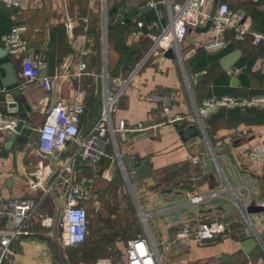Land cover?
Wrapping results in <instances>:
<instances>
[{
  "label": "crops",
  "instance_id": "crops-1",
  "mask_svg": "<svg viewBox=\"0 0 264 264\" xmlns=\"http://www.w3.org/2000/svg\"><path fill=\"white\" fill-rule=\"evenodd\" d=\"M185 1L23 0L20 9L0 4L1 45L4 47L3 37L14 25H26V54L41 60V73L54 78L55 85L54 92L48 93L40 84H24L21 58L8 55L0 60V65L12 62L19 76L18 88H8V93L0 95L5 102L3 110L10 114L6 96L20 89L21 96L16 98L19 114L13 116L25 121L13 144L7 133L0 135V210L13 199H38L41 192L35 194L27 186L30 172L41 166L56 171L77 150L76 144L52 156L39 150L38 128L52 104L71 106L82 95L85 113L80 133L86 138L101 119L107 91L116 93L119 82L131 77L111 114V126L116 130L119 120H124L128 131L107 133L105 153L98 164L84 162L80 156L72 161V177L85 182L88 188L86 207L90 217L85 244L90 257L70 252V257L79 260L75 264H95L101 258L118 264L117 257L107 255L118 251H125L120 262L127 264L128 244L138 237L153 242L162 264H264L263 244L250 255L244 254L240 246L254 229L262 234L264 211L245 214L246 222L234 203L237 198L242 206L254 203L264 207V168L239 158L241 150L264 144V109L221 108L204 120L205 135L200 130L197 134L194 118V108L213 96L249 98L264 94V80L257 76L259 72L264 74V46L254 45L250 38L235 42L232 33L227 32L226 47L208 52L204 45L214 36L210 29L205 34L188 33L180 45L182 58L193 50L194 54L184 59L183 65L177 59L164 57L163 48L173 43L172 36L161 44V50L153 52L154 41L149 34L161 35L171 24V4ZM159 2H165V7L145 14L137 10ZM221 3L243 14L244 26L249 30L264 33V0H220L218 6ZM123 5L126 14L124 22L119 23L117 16ZM206 11L201 9L202 13ZM128 17L133 18L131 23ZM138 22L157 25L153 29L139 28ZM235 50L241 52V57L229 73L220 60ZM80 63L86 65L87 71L78 75ZM236 69L240 72L234 73ZM200 73L203 75L198 80ZM4 77L0 69L2 87ZM165 100L170 102L172 117H184L182 121L167 122L163 114ZM118 156L138 160L133 168H125ZM193 156L200 162L194 164ZM213 166L218 168L219 177ZM101 168L103 172L99 173ZM192 192L203 194L204 201L190 204L188 194ZM214 192L220 195L213 196ZM54 193L33 215L27 233L13 242L15 254L6 259V264H60L62 260L54 259L51 249L58 246L50 238V230L40 222L44 214L60 221L65 186L57 182ZM104 194L109 197L107 201ZM173 214L179 219H171ZM101 220L114 225L108 228L112 239L107 244L96 239L99 225L104 226ZM211 222H222L228 228L213 240L192 239L183 246H169L184 226L197 230ZM12 226V220L0 217L1 230ZM221 255L232 257L234 262L217 261Z\"/></svg>",
  "mask_w": 264,
  "mask_h": 264
},
{
  "label": "built area",
  "instance_id": "built-area-1",
  "mask_svg": "<svg viewBox=\"0 0 264 264\" xmlns=\"http://www.w3.org/2000/svg\"><path fill=\"white\" fill-rule=\"evenodd\" d=\"M214 2L215 0H186L182 4H171L170 26L161 35L149 34L154 41L152 51L161 50V44L164 43L168 36L173 38V43L170 46L177 44L180 47L188 36L189 28L201 27L210 19H212L211 29L214 31V36L204 45L206 51L213 52L226 47L225 35L227 32L232 33V38L235 42L250 38L254 45L264 46V33H255L245 27L243 14L232 10L227 3H221L217 7L215 15L211 17L210 12ZM0 4L9 9H20L23 5V0H0ZM201 9L208 11L202 13ZM156 25V22L148 25L144 22H138L139 28L148 26L149 29H153ZM26 30L27 26L24 24L14 25L11 31L3 37L4 47L8 48L9 56L21 58V76L24 84H40L46 92L53 93L55 90L54 78L41 73V60L26 54L29 48V42L24 37ZM170 46L163 48V53ZM86 71V65L80 63L77 68L78 75ZM239 72L240 69L234 71V73ZM130 80L131 77L128 80L120 81L118 91L112 95L107 91L101 119L86 138H83L80 133V120L85 113L82 95L71 106L53 103L48 109L42 126L38 128L39 150L49 156H52L55 152H62L74 144L77 145V150L71 159L62 163L59 167L60 169L54 170L55 172L53 169L43 166L37 167L30 172L27 186L35 194L41 192V196L38 199L33 197L13 199L9 201L5 208L0 210V217H5L13 222V226L10 229H0V264H6V259L15 254L12 249L13 242L19 236L27 233V227L42 202L48 195L55 194L54 190L57 182L65 186V206L60 214V221L54 216L44 214L41 216L40 221L42 226L50 230V238L53 239L59 248L79 247L88 240L90 226L89 212L86 207L89 199L88 188L85 182H79L72 177V161L80 156L84 162L98 164L105 153L107 142H105L104 137L107 133L111 132L114 134L116 131H128L124 120H119L118 129L115 130L111 126V114ZM8 92V88L0 86V95ZM165 101L163 114L167 117V122L174 124L182 121L184 117H172L173 112L170 102L168 100ZM4 104L5 102L0 99V135L14 132L20 120L16 116L5 113L3 110ZM221 108L264 109V94L249 98L223 95L213 96L204 100L202 105L194 108V118L201 133L206 134L204 120ZM239 158L251 166L264 168V144L256 143L241 150ZM192 162L194 164L199 163V157L193 156ZM212 195L218 196L220 193L214 192ZM204 199L205 196L199 192L188 194V202L190 204H200ZM234 203L245 219L246 215L243 206L237 198H234ZM58 227L60 228L59 236H57ZM227 228V225L222 222L203 223L197 230L191 226H184L176 233L174 239L169 242V246H183L192 239L201 242L213 240L218 235L224 234ZM127 255V264H162L158 250L148 238L138 237L131 240L128 244ZM95 264L113 263L106 258H101Z\"/></svg>",
  "mask_w": 264,
  "mask_h": 264
},
{
  "label": "water",
  "instance_id": "water-1",
  "mask_svg": "<svg viewBox=\"0 0 264 264\" xmlns=\"http://www.w3.org/2000/svg\"><path fill=\"white\" fill-rule=\"evenodd\" d=\"M219 1L220 0H215V2L213 4L212 11H211V17H213L215 15ZM165 5H166L165 2H159L155 5H147V6L138 8V11L145 14L153 8L162 9L165 7ZM125 14H126V5H123L122 9L119 11V14L117 16V21L119 23L124 22ZM211 26H212V19L208 20L206 25L203 27L189 28V32L205 34V33L209 32V30L211 29ZM190 42L194 44L195 40L190 39ZM193 54H194V50L191 51L186 56V58H182L181 49H180V47H178L177 44H175L174 46H170L169 48H167V50L164 52V57L169 58V59H177L180 62V64L183 65L184 59L188 60V57H190ZM7 56H8V48L3 47L0 43V60L7 57ZM240 57H241V52L239 50H235V51L227 54L226 56H224L220 60V64L226 72H229L231 70V68L234 67V65L238 62ZM0 69L5 72V77L2 80L3 86L6 88H16L17 85L19 84V76H18V73L16 72L12 62H7V63L0 65ZM137 71L138 70H135V73ZM202 75H203V73L198 74L197 79L199 80L202 77ZM257 76H258V78H261L262 80H264V74L262 72H259ZM19 96H21L20 89H14L13 92L9 93L6 96V100L8 102V106H9V113L12 115H18L19 114L18 103L16 102V98H18ZM246 117H249V114H247ZM24 127H25V121L19 120V124H18L17 129L14 132H8L7 133L8 134V141H10V143L13 144L14 141L16 140V138L18 137V135L22 133ZM183 134L184 133L181 132V135H183ZM118 159L122 163H124L125 168L126 167L133 168L135 161L138 160V157L120 158V156H118ZM102 172H103V168L100 169L99 173H102ZM243 209H244V213L248 216L251 214L260 213V212L264 211V207L257 206L254 203L249 204L247 206H243ZM171 219L177 220V219H179V216L177 214H173L171 216ZM251 233H252V236L250 238L245 239L240 243L241 249L244 252V254H246V255H250L255 249L260 247L262 244L264 245V241L262 240V235L264 236V230H263L262 234L257 229H254ZM61 257L66 264H69L67 262L65 256L63 255V248H61ZM216 260L219 262H223V263H233L234 262V259L230 256H227V255L218 256Z\"/></svg>",
  "mask_w": 264,
  "mask_h": 264
},
{
  "label": "rangeland",
  "instance_id": "rangeland-1",
  "mask_svg": "<svg viewBox=\"0 0 264 264\" xmlns=\"http://www.w3.org/2000/svg\"><path fill=\"white\" fill-rule=\"evenodd\" d=\"M213 167H214V166H213ZM214 172H215V175H216L217 177L220 176V174H219V170H218V168H217L216 166L214 167ZM103 197H104V199H105L106 201H107L108 198H109L106 194H104ZM130 198H131L132 201H133L135 213L138 214V213H139V211H138V206H137L136 202L134 201V199L132 198V195H130ZM88 201H89V200H88ZM88 201H87V202H88ZM139 201L141 202L142 200L139 199ZM235 207L237 208L236 205H235ZM109 213L112 214V213H113V210H110ZM242 216H243V215H242ZM245 220H246V218H245ZM246 222H247V221H246ZM101 225H104V226L101 227V226L99 225V229H98V231H97V236H96L97 238H96V239H98V242H99V243L107 244V243H109L110 239H112V238L110 237V236H112V235L107 233L108 228H113L114 225H113L112 222L106 224V222H104L103 220H101ZM115 229L118 230V228H117V224H116ZM59 234H60V228L58 227V228H57V236H59ZM88 237H89V236H88ZM51 249H52V251H53V257H54V259H57V261H58V260H62V261H60V264H66V263L63 261L62 257H61V248H58V247H57V248L53 249V246H52ZM118 250H119V249H118ZM65 251H66V250L63 249V255H64L65 258H66V255H65L66 253H65ZM75 253H78V256H82V255L84 254V255H87L88 258L90 257V255H89V250H88V248L85 247V245L82 246V247L76 248L75 250L72 251L71 254L73 255V254H75ZM107 255L117 257V259H115V260L117 261L118 264H121L120 259L124 258V256H125V251H124V252H122V251H118L117 253H116V252H114V253H108ZM91 259H92V258H91ZM66 260H67V259H66ZM67 262H68V260H67Z\"/></svg>",
  "mask_w": 264,
  "mask_h": 264
},
{
  "label": "trees",
  "instance_id": "trees-1",
  "mask_svg": "<svg viewBox=\"0 0 264 264\" xmlns=\"http://www.w3.org/2000/svg\"><path fill=\"white\" fill-rule=\"evenodd\" d=\"M138 10V9H137ZM138 12V11H137ZM134 15H135V13H134ZM154 18H152L151 20H153ZM132 20H133V18L132 17H128L127 18V22H129V23H131L132 22ZM196 128H197V126H196ZM199 129L197 128V134H199ZM87 243V241L83 244V245H85ZM82 245V246H83ZM76 249V248H75ZM75 249H68L67 248V252H66V254H67V256L69 257L68 258V261H69V263H72V264H75V263H77L79 260L78 259H74V257L73 256H69V253L70 252H72L73 250H75Z\"/></svg>",
  "mask_w": 264,
  "mask_h": 264
}]
</instances>
